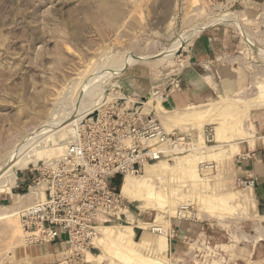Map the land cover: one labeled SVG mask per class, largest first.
<instances>
[{"label": "rangeland", "instance_id": "rangeland-1", "mask_svg": "<svg viewBox=\"0 0 264 264\" xmlns=\"http://www.w3.org/2000/svg\"><path fill=\"white\" fill-rule=\"evenodd\" d=\"M223 5L213 0H0V169L37 130L57 127L35 144L37 150L57 149L51 152L55 158L15 168V182L0 189V264H29L27 252L35 246L27 244L19 215L35 201L33 195L23 198L32 184L31 170L61 158L73 129L90 113L141 97L145 112L168 132L198 137L197 150L146 165L133 180L145 183L147 199L127 198L133 215L105 225L91 251L74 263H66V247V259L56 264H243L239 243L250 245L255 236L264 241V218L253 216V188L239 186L238 178L232 182L227 165L237 142L255 133V121L264 123V26H243L240 14L222 11ZM212 26L255 35L248 39L252 85L217 93L204 105L173 111L172 117L165 113L170 110L162 94L186 65L190 43ZM79 107L85 108L80 122L62 131L57 125ZM207 128L212 142L206 141ZM189 223L204 229L192 237L187 232L181 248L171 251L173 229Z\"/></svg>", "mask_w": 264, "mask_h": 264}, {"label": "built area", "instance_id": "built-area-1", "mask_svg": "<svg viewBox=\"0 0 264 264\" xmlns=\"http://www.w3.org/2000/svg\"><path fill=\"white\" fill-rule=\"evenodd\" d=\"M145 99L90 113L67 142L64 156L31 170L32 184L23 198L33 195L35 201L19 213L27 244L53 245L65 237L66 263H74L91 251L102 227L133 215L122 193L127 176L197 150L198 137L168 132L155 115L145 112ZM204 133L212 142V130ZM117 176L123 179L120 187L113 183ZM255 182L252 176L238 178L244 188H254Z\"/></svg>", "mask_w": 264, "mask_h": 264}, {"label": "crops", "instance_id": "crops-1", "mask_svg": "<svg viewBox=\"0 0 264 264\" xmlns=\"http://www.w3.org/2000/svg\"><path fill=\"white\" fill-rule=\"evenodd\" d=\"M221 3L230 2V7L223 5L222 11L240 14V23L261 29L264 26V0H213ZM233 5L235 8H233ZM245 26V27H246ZM247 34V35H246ZM238 34L223 27L215 26L204 30L190 43L186 54V65L182 67L177 78L171 83V89L165 90L164 100L167 109L165 113L175 117L173 111L199 107L211 101L217 93L238 91L250 87L254 73L247 66V58L253 54L248 39L254 34ZM253 36V37H252ZM250 46V47H249ZM133 87V86H132ZM133 94L140 96L133 87ZM167 91V92H166ZM255 133L247 139H241L236 144L227 165L231 171V181L239 177H254L256 179L253 191L256 219L264 218V123L255 121ZM18 194L14 196L17 197ZM19 196V195H18ZM133 217V216H132ZM186 229L177 226L168 243V248L178 250L182 246V238L198 233L204 229L198 224H187ZM201 227V228H200ZM105 228V227H104ZM131 230V227H129ZM192 237V236H191ZM246 242V241H245ZM239 243L237 257L243 264H264L261 256V246L264 241L254 237L250 245ZM66 238L53 245L29 247L27 259L29 264H56L67 257ZM156 249L163 247L156 245Z\"/></svg>", "mask_w": 264, "mask_h": 264}, {"label": "bare ground", "instance_id": "bare-ground-1", "mask_svg": "<svg viewBox=\"0 0 264 264\" xmlns=\"http://www.w3.org/2000/svg\"><path fill=\"white\" fill-rule=\"evenodd\" d=\"M204 28L201 27L200 30H202ZM197 31H199V30H197ZM186 41H187L186 38H183V39H181L180 44L182 45ZM177 49L178 48H174L171 52H169V55L174 54L177 51ZM83 108L84 107H79L76 110L77 112L75 111L76 113L73 116H70V117L68 116L69 118H67L66 120L63 121V123H60L57 126H59V127L63 126L62 129L60 128L62 131L65 129H69L71 127L77 126V124L81 120V114L83 112ZM55 128H57L56 125L52 124L50 126H45L44 128H42L40 130H37L33 134V136H31V137L27 138L25 141H23L20 144V146L9 156L8 160L3 165V168L0 169V171H1L0 173H2V171H5V169L8 168L0 176V189H2V186L6 185L7 183L12 184L15 182L16 177H15V175L12 174V171L15 168H17L19 166L21 167V166L29 165L30 163L35 162V160L42 159L45 161V160H48L50 158H55L52 156L53 154L51 152L56 151L57 149H55L53 151H50L48 149L47 150H37L35 147V144H37L40 141V139H42L48 132L49 133L51 131L55 132V130H56ZM71 129H70V131H72ZM74 129H73V131H75L77 128L75 130ZM65 146H66V144H65ZM148 165H150V164H148ZM133 177L134 176L129 175L125 178V180L123 182V186H122L123 196L126 199L128 198L130 201H133V202L145 201V199H147V196L145 194V183L144 182H143L144 184L135 183L133 180L134 179ZM151 200H152V198H151ZM129 217H131V216H129ZM103 229H105V228L102 227V230ZM91 257H93V255ZM87 262H90V261L88 260Z\"/></svg>", "mask_w": 264, "mask_h": 264}, {"label": "trees", "instance_id": "trees-1", "mask_svg": "<svg viewBox=\"0 0 264 264\" xmlns=\"http://www.w3.org/2000/svg\"><path fill=\"white\" fill-rule=\"evenodd\" d=\"M114 183L116 184V185H118L119 187L122 185V181H123V179H122V177H116V178H114Z\"/></svg>", "mask_w": 264, "mask_h": 264}]
</instances>
